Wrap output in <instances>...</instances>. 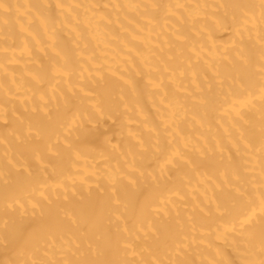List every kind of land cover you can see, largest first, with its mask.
<instances>
[{
    "label": "bare ground",
    "instance_id": "obj_1",
    "mask_svg": "<svg viewBox=\"0 0 264 264\" xmlns=\"http://www.w3.org/2000/svg\"><path fill=\"white\" fill-rule=\"evenodd\" d=\"M0 264H264V0H0Z\"/></svg>",
    "mask_w": 264,
    "mask_h": 264
}]
</instances>
